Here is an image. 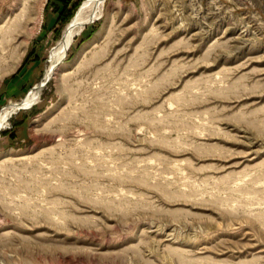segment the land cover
I'll use <instances>...</instances> for the list:
<instances>
[{
	"label": "rangeland",
	"instance_id": "374dc122",
	"mask_svg": "<svg viewBox=\"0 0 264 264\" xmlns=\"http://www.w3.org/2000/svg\"><path fill=\"white\" fill-rule=\"evenodd\" d=\"M85 1L0 0V109ZM0 264H264V0H106L0 132Z\"/></svg>",
	"mask_w": 264,
	"mask_h": 264
},
{
	"label": "bare ground",
	"instance_id": "6f19581e",
	"mask_svg": "<svg viewBox=\"0 0 264 264\" xmlns=\"http://www.w3.org/2000/svg\"><path fill=\"white\" fill-rule=\"evenodd\" d=\"M105 2L106 0H86L84 2L83 7L81 6V9L78 11L77 15L65 29L62 39L51 50V56L43 82L37 84L35 88H33L21 101L11 102L0 109V132L7 126L13 114L19 110H23L21 109L22 107L29 109L39 101L42 89L44 88L45 84L49 82H47V80L53 78L57 74L60 66L65 62L67 52L70 49L76 35H78L87 25L93 23V21L103 16ZM20 14L21 12L15 14L14 17L8 18L7 22L5 23L7 24V28L4 30L6 34H14L15 32V35H18L21 30L24 29L22 24L24 19ZM11 15L12 14H10V16ZM5 24L1 26V28H3Z\"/></svg>",
	"mask_w": 264,
	"mask_h": 264
},
{
	"label": "water",
	"instance_id": "95a60500",
	"mask_svg": "<svg viewBox=\"0 0 264 264\" xmlns=\"http://www.w3.org/2000/svg\"><path fill=\"white\" fill-rule=\"evenodd\" d=\"M49 80H47V82H48ZM22 107V106H21ZM21 109H26L25 107H22Z\"/></svg>",
	"mask_w": 264,
	"mask_h": 264
}]
</instances>
